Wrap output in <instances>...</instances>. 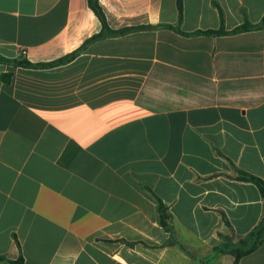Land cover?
Masks as SVG:
<instances>
[{"label": "crops", "instance_id": "obj_1", "mask_svg": "<svg viewBox=\"0 0 264 264\" xmlns=\"http://www.w3.org/2000/svg\"><path fill=\"white\" fill-rule=\"evenodd\" d=\"M99 2L112 29L154 28L0 64V264H234L221 235L264 219L237 179L264 181V27L183 36L158 27L177 0ZM218 6L227 31L264 18V0H183L181 31L219 30ZM101 29L88 0H0V57L48 63Z\"/></svg>", "mask_w": 264, "mask_h": 264}, {"label": "trees", "instance_id": "obj_2", "mask_svg": "<svg viewBox=\"0 0 264 264\" xmlns=\"http://www.w3.org/2000/svg\"><path fill=\"white\" fill-rule=\"evenodd\" d=\"M89 8L94 12L95 16L98 18L99 22L101 23L102 29L99 34L94 35L92 38H90L80 49L74 51L71 54H68L64 57H61L57 60L48 62V63H32L27 60H20L17 61L15 59H7L4 57H0V64H10L14 67H21L26 69H34V70H44V69H53L56 67H60L63 65H66L70 63L73 59H75L79 53L84 49L85 45L91 42L103 40L106 38H117L126 36L132 32L144 29V28H154L152 26H133V27H124L118 30L112 29L108 23L107 16L105 11L103 10L102 6L100 5L99 0H88ZM177 8L179 12V23L177 26L173 25H159L160 28H167L170 30L175 31L178 34H181L183 36H191V35H203V36H225V35H236L239 33L249 32L256 29H261L264 27V18L259 24L253 25L249 22H245L243 25L235 28L232 31H227L224 28V13L222 9L218 6V10L220 13V17L222 20V27L219 30H209V31H198L193 34H187L180 29V25L183 20V0H177ZM13 73H5L2 75L3 82L6 84H9L12 80ZM238 180L246 181V182H253L257 185V187L260 190V193L262 197L264 198V181L251 176L247 175L245 173H242L241 175L237 176ZM161 211H163V206H160ZM221 239L223 243L216 247L215 250H219L222 252L229 253L234 256L235 261L234 264H238V261L246 255H249L256 251L259 247H261L264 243V219L260 222V224L249 234L247 235L243 240H241L236 245H233L228 237L221 235ZM2 259V258H0ZM12 264H24L23 258H20L19 260L12 262Z\"/></svg>", "mask_w": 264, "mask_h": 264}]
</instances>
